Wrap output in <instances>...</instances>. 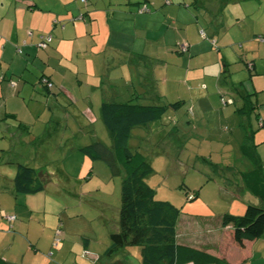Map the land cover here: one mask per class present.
<instances>
[{"label":"crops","instance_id":"crops-1","mask_svg":"<svg viewBox=\"0 0 264 264\" xmlns=\"http://www.w3.org/2000/svg\"><path fill=\"white\" fill-rule=\"evenodd\" d=\"M124 1L129 9L119 7L116 8L118 11H113L111 6L122 4L123 0H108V4H103V13H99L96 2L91 0L84 3L80 0H0V259L5 262L35 264L42 260L47 264L43 255L39 257V253H32L31 250L45 252L51 249L56 228L61 233V242L53 249V255L57 252L56 264H140V250L135 246L123 247L108 257L104 256L110 245L109 235L117 232L118 226L100 244H96L92 237L62 243L60 220L53 223V210L59 208V203L53 200L52 189L53 126H60L64 130V137L65 133L73 131L70 125L72 121L76 124L77 138L85 136L90 143L100 142L97 131L106 130L100 118V105L103 102L118 103L121 102L118 100L129 96L126 102L136 104H139L138 101L160 99L150 91L151 81L148 77L151 75L142 73L143 69H140L141 64L145 66L150 57L147 46L153 45L158 50L164 48L162 54L171 55L168 32L171 25H177L178 29L175 30L184 28L177 41L181 42L179 45L186 44L187 50L181 52L176 41L175 52L195 56L197 49L205 47V43L199 44L197 26L201 18L217 20L214 25L220 26L216 29L218 31L223 30L228 18L233 20L236 16L237 19L241 13L249 11L246 5L243 11L238 10V6L235 7L238 1L216 0L210 3V14L207 10L202 14L185 13L188 21L179 23L170 0L168 4L163 0ZM204 6V3H198V8ZM225 9L227 14L224 13ZM258 10H264V0L260 2ZM98 21L99 26L96 27ZM102 24L106 26L103 33L100 31ZM97 33L102 36L101 40ZM48 34L52 36L51 42L45 49H38L36 45L40 37ZM209 34L215 37L213 30ZM234 39L239 40L238 36ZM220 43L214 42L215 45ZM140 45L145 46L143 52L136 49ZM157 53L160 58L162 54ZM139 56L142 58L139 59ZM125 60L136 64L140 78L138 82L132 77L126 78L123 73ZM158 61L161 62L160 59ZM250 64L251 71L255 73L256 65ZM114 72H118L119 77L111 78ZM43 80L52 85L50 90L44 87ZM120 83L132 87V94L128 96V90L127 94H119L116 89ZM255 84L252 83L253 93L264 90ZM137 86L145 88V93L138 94L135 91ZM235 92L234 95L238 94L241 101L234 113L246 117L251 108L257 113L256 103L250 106V101L240 95L242 93ZM123 95L126 97L121 98ZM244 106L246 113L238 114L236 110ZM74 108L78 110L77 113ZM259 121L264 129V119ZM69 143L65 144L68 146ZM72 146L73 149L69 150H76L82 156L76 178L78 181L80 172H84L89 164V159L79 151L87 145ZM251 146L264 170L262 150H257L254 143ZM63 150L65 159L68 149ZM18 164L42 175L45 186L41 193L25 196L15 193L13 177ZM194 196L195 201L188 197L190 203L187 201L178 206L180 214L175 235L178 244L224 259L228 264H264V233L256 240L244 241L243 246L239 247L233 241L231 228L221 226L224 214L240 216L247 205L261 206L251 192L243 189L242 182L229 194L217 189L211 194L210 204L202 200L201 194ZM2 216H14L15 220L9 222ZM39 216L42 221H35ZM18 242L24 254L17 248L11 252ZM27 254L30 256L26 257Z\"/></svg>","mask_w":264,"mask_h":264},{"label":"rangeland","instance_id":"rangeland-1","mask_svg":"<svg viewBox=\"0 0 264 264\" xmlns=\"http://www.w3.org/2000/svg\"><path fill=\"white\" fill-rule=\"evenodd\" d=\"M91 1L96 2L95 7L99 13H103V4H108V0ZM228 1L231 3V0ZM233 1L235 3L238 1L235 4L238 10L243 11V6L246 5L249 11L241 13L237 19L236 16L233 20L228 18L225 25L223 24V30L218 31L216 29L220 26L214 25L217 20L201 18L197 26L199 44L205 43V47L197 49L195 56L178 55L175 52L174 43L181 37L184 28L179 27V30H175L178 26L171 25L168 32L171 55L162 54L164 48L158 50L153 45L147 46L146 51L150 55L148 63L140 66V69H143L142 73L151 75L148 77L151 81L150 91L160 97V102L146 100L138 101L139 104L168 105L178 100L180 104L175 110L168 108L160 120L133 129L124 145L131 151L141 153L150 163L153 171L145 178V182L154 190V199L168 202L179 211L178 206L187 201L190 203L191 200L187 198L193 197L196 193L201 194L202 200L210 204L211 194L217 189L220 188L221 193L229 194L236 185L239 186L241 181L238 174L252 170L251 161L242 152L244 147L254 143L257 150H262L264 161V129L259 121L264 119V90H256V93L252 90L253 82L259 89H264V15H262L264 10H258L262 0ZM170 2L174 4L173 12L178 16L177 22L181 23L188 21L185 13L202 14L207 10L210 14L209 8L216 0H170ZM200 2L205 4L203 8H198ZM230 3L228 6L231 7ZM119 7L129 9L124 0L122 4H115L110 9L118 11L116 8ZM137 11L139 13V10ZM224 13L227 14V9ZM99 22L95 23L96 27L99 26ZM105 28V24L100 26L101 33L106 31ZM210 30H213L215 37L210 36ZM96 35L99 37L100 34ZM237 36L239 40L234 39ZM101 39L102 36L99 40ZM215 41L221 43L215 45ZM177 42H179L177 45L181 43ZM137 43L141 44L139 41ZM144 47L140 45L136 46V49L143 52ZM157 51L162 54L160 58L157 57ZM125 61L126 65H123L122 70L126 78L132 77L131 79L138 82L140 78L136 72V64H131L130 60ZM250 63L256 65L255 73L253 70L251 72L247 70L246 66ZM119 75L118 72H114L110 77ZM235 90L250 101V106H253V103L257 104L255 110L258 114L251 109L246 117L234 113L240 100L238 94L234 95ZM116 91L129 96L133 88L120 83ZM135 91L143 94L145 88L137 86ZM124 97L126 95L121 96ZM232 98L237 99H234L235 105ZM126 99L118 100L121 101L118 103H125ZM224 101H228V104H223ZM74 109L77 113L78 110ZM70 125L73 131L65 133L64 137L62 136L64 130L60 126L56 128L53 126L52 189L53 200L59 203V208L53 210V223L57 222V219L60 220L62 243L79 242L82 238L92 237L96 244H100L107 240L108 233L118 226L120 184L124 172L121 170L119 175L112 177L106 164L88 160V167L84 172H80V178L76 181L82 156L76 150L71 152L69 149H73L72 145H88L90 139L85 136L77 138L76 124L70 121ZM97 134L98 140L109 147L111 140L107 131H97ZM66 142H70L68 146ZM60 145H63L62 148ZM63 149H68L65 159ZM36 220L42 221L40 216ZM54 231L51 249L45 252L31 250L32 253H39V257L43 255L45 257L43 260L47 264L57 263V252L53 255V249L61 242V233L56 228ZM14 247L11 248V252H15L17 248L24 254L21 243H15ZM48 254L51 256L48 257ZM35 264L45 263L40 260Z\"/></svg>","mask_w":264,"mask_h":264},{"label":"trees","instance_id":"trees-1","mask_svg":"<svg viewBox=\"0 0 264 264\" xmlns=\"http://www.w3.org/2000/svg\"><path fill=\"white\" fill-rule=\"evenodd\" d=\"M164 2L168 4L169 0ZM247 69L251 71L252 66L249 69L247 65ZM44 87L48 90L52 88ZM179 104L141 105L108 101L100 105V118L111 144L107 147L101 142H93L79 151L91 161L106 164L112 177L119 175L121 170L124 172L120 184L118 230L109 235L110 245L104 252L105 257L123 247L135 246L140 250V264H228L224 259L176 242L180 211L168 202L154 199V190L145 182V178L152 174L151 165L141 153L124 145L133 129L160 120L168 108L175 110ZM245 109L244 106L236 112L242 115L246 113ZM242 152L252 164L251 171L239 174L242 187L251 192L261 206L247 205L240 216L224 214L221 217V226L231 228L233 241L239 247L244 241L256 240L264 233L263 166L251 146L244 147ZM13 186L17 195H36L43 191L45 181L34 169L18 164ZM0 264L11 263L0 259Z\"/></svg>","mask_w":264,"mask_h":264},{"label":"built area","instance_id":"built-area-1","mask_svg":"<svg viewBox=\"0 0 264 264\" xmlns=\"http://www.w3.org/2000/svg\"><path fill=\"white\" fill-rule=\"evenodd\" d=\"M81 2H85V0H80ZM52 37L50 35H45V36H41L36 47L38 49H45L49 43L51 42ZM179 50L181 52H185L187 50V45L186 44H181L179 45ZM248 68H251V64L248 65ZM43 84L47 86V88H51L52 85L50 83H48L46 80H43ZM223 104H228V101H224ZM5 219H7L9 222H13L15 220L14 216H5ZM56 242V241H55ZM54 242V243H55Z\"/></svg>","mask_w":264,"mask_h":264}]
</instances>
